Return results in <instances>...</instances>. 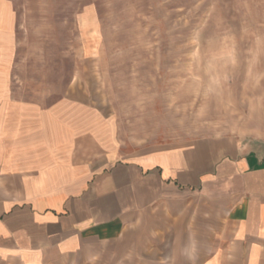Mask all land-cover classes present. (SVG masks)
I'll list each match as a JSON object with an SVG mask.
<instances>
[{"label": "crops", "instance_id": "crops-1", "mask_svg": "<svg viewBox=\"0 0 264 264\" xmlns=\"http://www.w3.org/2000/svg\"><path fill=\"white\" fill-rule=\"evenodd\" d=\"M14 18L0 0V264H264V139L121 158L83 100L13 96Z\"/></svg>", "mask_w": 264, "mask_h": 264}, {"label": "rangeland", "instance_id": "rangeland-1", "mask_svg": "<svg viewBox=\"0 0 264 264\" xmlns=\"http://www.w3.org/2000/svg\"><path fill=\"white\" fill-rule=\"evenodd\" d=\"M11 91L84 101L121 158L264 139V0H8Z\"/></svg>", "mask_w": 264, "mask_h": 264}]
</instances>
